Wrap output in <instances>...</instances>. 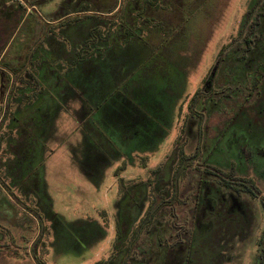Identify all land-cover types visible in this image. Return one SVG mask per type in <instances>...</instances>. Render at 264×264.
<instances>
[{"label": "rangeland", "instance_id": "374dc122", "mask_svg": "<svg viewBox=\"0 0 264 264\" xmlns=\"http://www.w3.org/2000/svg\"><path fill=\"white\" fill-rule=\"evenodd\" d=\"M89 1L83 4L93 7ZM1 2L0 264H264V0H184L182 15L165 17L181 20L162 49L136 51L133 39L104 53L98 73L102 61L84 62L79 71L99 90L91 97L84 78L72 81L78 75L71 66L101 45L84 42L92 18L69 14L77 0ZM55 15L61 23L36 44ZM20 65L31 81L25 88L13 73ZM144 112L164 118L163 134L149 139L153 146L130 128L133 114ZM177 132L185 153L197 150L202 166L226 177L233 167L259 196L226 193L219 177L213 180L221 189H212L192 164L181 186L185 203L177 207L185 226L169 230L156 211L145 233L148 186L158 205ZM196 178L199 199L189 217ZM117 221L131 225L130 235ZM159 225L161 243L150 237ZM178 229L181 240L171 245ZM123 233L126 241H117ZM133 235L144 247L137 259L127 258L139 252L127 244Z\"/></svg>", "mask_w": 264, "mask_h": 264}, {"label": "trees", "instance_id": "16d2710c", "mask_svg": "<svg viewBox=\"0 0 264 264\" xmlns=\"http://www.w3.org/2000/svg\"><path fill=\"white\" fill-rule=\"evenodd\" d=\"M0 0V5L2 4ZM84 0H77V4H79L78 7L74 8V11H71L69 14L74 13L73 20H80L85 17L92 18L95 22L91 26V30H89L88 37L86 40H84L85 43H91L92 45H98L101 46H94L89 49V51L85 55H81L77 57V59L72 63L71 69L72 73L78 75L77 77H73L72 81L76 79L84 78L83 86L86 88L87 93L91 94V96H94L95 93L99 92V90H93L95 87L94 84L91 82L92 78H87L83 75V71H79L80 68L84 65V62L91 60H97V62H101L98 64L97 73L99 72V67L102 70L105 69L103 67L104 59L103 55L107 52H114L115 45L120 44V48L122 49L124 45L128 44L131 40H137L136 51L145 53L146 50H142L146 48V45L151 46H158L159 50L162 49L161 47H164L166 43L168 42L169 37V31L171 30L173 25H176L180 23L179 21H169L167 20L166 15L174 12H180L179 7L184 6V0H110L104 2V0H90L89 2H93V7H88L83 4ZM3 5V4H2ZM175 6L174 8L170 10H165V8H168V6ZM21 12H25L26 8L24 5H22ZM3 8H0V11H2ZM29 7L27 8V13L30 14ZM181 14V12H180ZM182 15V14H181ZM82 16V17H81ZM53 22L48 23V26H44V34L39 38L36 44H40L44 41V38L46 37V34L50 31H54L57 29L58 25L61 23V19L63 16L55 15L53 16ZM170 19V18H169ZM49 27L50 29H47ZM31 35L34 37V32L30 30ZM145 35V39L142 38V36ZM147 37V38H146ZM32 39L30 40L31 44ZM139 41V42H138ZM29 43L26 46H30ZM35 44V45H36ZM145 48H143L144 46ZM147 49V48H146ZM147 52H151L150 50ZM107 56L105 55V59ZM145 63V61L140 63L138 68L142 66ZM22 67V69H21ZM10 69L11 63H10ZM17 70V71H16ZM17 73L15 80L18 79L19 82L23 83V87H26V82L31 83L30 79H27L26 75H24L25 72V66H18L13 73ZM94 79V77H93ZM13 81V80H12ZM82 86V87H83ZM83 87V88H84ZM12 88L8 90V96L11 93ZM84 90V89H83ZM84 94V91H82V94ZM197 95V94H196ZM195 93L192 95V100L190 106H192V103L194 104L196 100ZM108 98L101 100V103L107 102ZM24 103V102H23ZM21 101V106H24V104ZM18 109H20V107ZM125 107H129L130 104L124 105ZM7 107H10V104L8 101L5 103V110L3 116L5 117V114L7 113L6 109ZM20 114V112H19ZM156 115V114H155ZM3 118V117H2ZM1 118L0 125L3 121ZM160 170L159 166L156 171ZM255 195H258V192H254ZM162 197V196H161ZM162 201V199H161ZM160 201V202H161ZM160 202L158 205H160ZM151 203L157 204V201L154 200V198L151 199ZM261 203L264 208V197H261ZM156 208L154 210V213L156 212ZM148 213L144 215V217L141 220L140 225L142 226V229H146L145 233L148 231V224H149V217ZM118 226H124V228L129 230L127 235H130L131 232V225L128 224L127 221L123 222V225L120 223V221H117ZM140 231V230H139ZM137 232V231H136ZM134 232V234L136 233ZM133 233V232H132ZM126 234H117V241L124 242L126 241ZM137 235V234H136ZM134 236V235H133ZM123 237L125 239L123 240ZM137 237V236H136ZM134 236L132 237L130 242H128V246L135 242L136 248L139 247V254L136 252L133 253V255L130 253L131 256L127 257V251L128 248L125 251V255L129 259H137L140 257V253H143V249H140V245L138 242V239ZM147 245L149 246V240L146 237ZM139 245V246H138ZM121 246V245H120ZM120 246H116V248H119ZM126 245L124 248L119 249V255L124 253ZM129 252H132L129 250ZM110 260V259H109ZM112 263V260H111Z\"/></svg>", "mask_w": 264, "mask_h": 264}, {"label": "flooded vegetation", "instance_id": "af4514ba", "mask_svg": "<svg viewBox=\"0 0 264 264\" xmlns=\"http://www.w3.org/2000/svg\"><path fill=\"white\" fill-rule=\"evenodd\" d=\"M187 108L189 109L190 106L187 107ZM194 114L200 115L201 113L195 112ZM228 128H227V130H228ZM180 136H181L180 132H177L176 136L174 138L173 153L170 156V158H171V160H170L171 161V167H170V172H168V176L166 178V182L169 181V184H168V186L162 185V184H164L163 182H161L159 184V187H160V189H159L160 192L159 193L162 194L161 195L162 196V198H161L162 201L160 202V206L156 207L157 213H159V214L162 213L161 219L163 221L162 222L163 225H164V221L166 219L165 226H167L168 229H169V227L170 228L171 227L172 228H174V227L181 228L184 225V224H182V222H180L183 219L180 220V217L177 214V207L178 206H183L184 203H185L184 200H182V198H180L181 197V191H182L181 190V186H182V182H183L185 176L189 173V172L186 171V169L189 170L190 169L189 167L192 166V164L193 165H197L198 164L199 169L201 170L200 172H201L203 178H205V180H210L209 183L207 181L206 182L209 185H212V187H211L212 189L219 188L217 186V184H215V181L213 180V179H217V177H219L220 178L219 181H221V183H224L226 185V187H225L226 191H227L226 193H228V191H231L233 194H236L237 196H240V195L242 196L246 192V193H249V194H251L253 196H259V192H258V189L255 186V184L253 182H248L245 178H241V177L236 176L233 167H231V170L228 173V177H226L221 171L218 172L217 170H219V169L216 168V167L209 166V165L202 166L199 163V161H197V158H198L197 150H195L193 152H190V153H185L183 151V149H181L182 145H181V143L179 141L180 140L179 139ZM167 157H169V156H167ZM197 172H199V171H194L195 174H197ZM191 177H190V179H192ZM207 177H209V179ZM199 180H198V178H196V180L193 181V183H195V185H194L195 186V192L197 190L198 191H197V193L194 192L193 195H192L193 203H192V206H191V211H190L189 217H191L193 211L196 210V208H195V200L199 199L198 196H199L200 187H198L196 185L197 181H199ZM235 181H236V183H234ZM237 183H239L241 186H238ZM198 184H200V183H198ZM5 185H6V183H4L2 180H0V186L5 187ZM150 186H151V184H150ZM150 186H148V192L147 193H148L149 196H148V203H147V207H146L145 213L146 214L148 213V214L152 215V214H154V211L152 210L153 207L158 206V205L151 203L152 190H151ZM219 189H221V188H219ZM254 192H258V195H255ZM194 196L196 197L195 199H194ZM154 210H155V208H154ZM145 213H144V215H145ZM144 215H143V217H144ZM148 217H149V215H148ZM165 217H167V218H165ZM150 220H151V218H150ZM159 226L162 228L161 225H159ZM162 231H163V228L158 231V235H156V237L153 236V235L150 236L152 238V240L154 241V239L156 238V242L161 243L162 242V238H163V237H161V235L164 232V231L163 232ZM175 233L177 234V236H176L175 240H171V245H175L181 240L180 236H179L181 232H179V229ZM169 236H170V232H169Z\"/></svg>", "mask_w": 264, "mask_h": 264}, {"label": "crops", "instance_id": "0c3cea01", "mask_svg": "<svg viewBox=\"0 0 264 264\" xmlns=\"http://www.w3.org/2000/svg\"><path fill=\"white\" fill-rule=\"evenodd\" d=\"M124 108L125 109L132 108L135 110V108L133 106L131 107V104L129 107L124 106ZM133 120L136 121L135 123H133V125L131 123H129L131 131H136L139 133L138 135L135 136V138L138 137L141 140L143 137H145L147 146H153V142L149 141L150 138L156 136L159 139L160 135L163 134L164 118H163V115L160 113H157L155 115L154 113L144 112V114L141 113V114H139V116L136 113V114H133ZM117 127L119 128L120 124L117 125ZM159 131H161V134ZM155 132L157 134L154 136ZM106 139H107V142L112 143L114 145V138L111 140L110 137L106 136ZM114 240H113V242H114Z\"/></svg>", "mask_w": 264, "mask_h": 264}]
</instances>
